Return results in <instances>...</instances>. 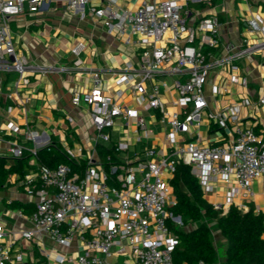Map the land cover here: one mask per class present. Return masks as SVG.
Returning a JSON list of instances; mask_svg holds the SVG:
<instances>
[{
    "label": "built area",
    "instance_id": "built-area-1",
    "mask_svg": "<svg viewBox=\"0 0 264 264\" xmlns=\"http://www.w3.org/2000/svg\"><path fill=\"white\" fill-rule=\"evenodd\" d=\"M53 2L79 10L82 16L87 8L106 26L115 24L122 31L127 17L143 49L136 65L128 62L122 68L114 92H106L101 73L93 71L92 88L73 95L72 104L87 106L93 123L89 148L79 145L75 150L63 142L72 136L70 128L57 143L25 128L24 138L33 144L22 143L16 136L22 128L11 116L12 106L8 115L0 112V138L8 153L21 158L29 152L36 165L23 178L34 209L32 228L23 229L22 238L34 240L46 234L54 242L49 248L37 242L46 264H174L179 236L172 224L183 226L181 216L170 209L177 202L170 180L178 163L190 167L205 194L217 193L218 184H225L224 200L213 202L223 214L232 205L247 211L256 194L253 182L264 183V84L256 101L243 96L218 110L210 108L206 94L215 69L230 72L234 82L237 61L264 48V23L260 16L248 19L249 31L257 39L238 45L223 41L216 14L190 22L192 4L212 6L213 0L143 2L134 12L123 14L114 9V0H0V98L17 96L24 105L28 98H22L20 91L29 82L26 72L47 71L16 46L11 19L27 11L40 12ZM84 46L77 42L72 48L78 68ZM11 73L16 77L9 81ZM164 75L172 77L170 86L177 91L170 102L163 94L169 87ZM242 85L248 86L245 75ZM212 90L217 98L231 93L226 85H213ZM128 97L136 103L130 104ZM245 107L250 108L246 115ZM66 120L75 121L68 113ZM204 120L228 131L229 139L203 143L186 138L197 133ZM155 124L158 128L151 127ZM159 133L161 146L149 141L151 134ZM133 142L144 144L143 150L131 151ZM46 147H60L75 167L42 163L38 153ZM15 245L16 238L7 237L0 221V264L23 262Z\"/></svg>",
    "mask_w": 264,
    "mask_h": 264
},
{
    "label": "crops",
    "instance_id": "crops-1",
    "mask_svg": "<svg viewBox=\"0 0 264 264\" xmlns=\"http://www.w3.org/2000/svg\"><path fill=\"white\" fill-rule=\"evenodd\" d=\"M157 0H114V9L120 13L134 12L143 3H152ZM216 14L221 21V37L224 42L231 41L241 45L254 42L257 36L249 31L247 20L254 15L260 16L264 23V0H213L212 6L203 4L191 5L190 22H195L201 16ZM124 30H120L115 24L106 26L103 18L91 15L85 9V15L81 11H75L62 2H53L45 6L40 12H25L11 19V27L16 46L25 53L35 64L43 66L47 71L30 70L26 72L29 82L22 84L20 96L28 98L22 105L20 99L14 96L7 99L0 98V112L8 115L7 108L12 106L11 116L22 128V132L16 135L22 143L32 145V141L24 138L25 128H30L43 133L52 142H59L65 137V132L70 128L68 141H63L71 148L77 150L79 145L91 147V137L94 135V127L87 106H74L72 97L75 93H83L93 86L92 72L101 73L102 82L107 88L106 92H114L117 88L116 79L122 68L128 63L137 64L143 46L139 41V35L131 31L129 19L124 18ZM77 42L84 43L81 53L82 65L80 68L74 65L75 56L72 48ZM221 53L220 48L215 54ZM239 69L235 70L236 80L231 82V73L225 70L215 69L209 77L206 86L207 99L210 108L220 109L228 103L235 102L243 96H249L256 101L258 93L264 84V48L256 54L249 55L237 61ZM67 67V68H65ZM247 76L248 86L242 85L243 77ZM16 74L8 75L12 80ZM163 79L169 84L163 88L166 102L177 97V91L171 87L172 77L164 75ZM213 85H226L231 88V93L217 97L213 95ZM123 87V86H122ZM129 103L136 102L129 98ZM250 108H243V114L249 113ZM208 109L204 111L207 113ZM74 116V123L69 124L66 114ZM151 127H157L158 124ZM15 136V137H16ZM11 136L10 138H13ZM162 133L151 134L150 142L161 146ZM186 138L198 140L203 143L224 142L229 139L226 130L211 125L204 120L197 133H190ZM184 140V139H183ZM62 141V140H61ZM62 142V143H63ZM131 151H141L144 144L133 142ZM0 156L13 160L7 151V143L0 138ZM32 158L28 160V173L36 169ZM25 173V174H26ZM19 173H13L7 184L0 189V221L4 223L7 237H15L16 250L23 255V262L15 264H46L39 252L38 241H42L46 247L54 245V242L46 235H37L34 240L22 238L21 231L32 228L30 215L32 209H27L23 203L33 202L26 192V186ZM217 193H206L205 197L212 201L224 200L225 184L219 183ZM255 196L254 203L264 213V183L262 179L253 182ZM23 205H14V202ZM34 208V207H33ZM16 251V253H17ZM116 258H113L115 260Z\"/></svg>",
    "mask_w": 264,
    "mask_h": 264
},
{
    "label": "trees",
    "instance_id": "trees-1",
    "mask_svg": "<svg viewBox=\"0 0 264 264\" xmlns=\"http://www.w3.org/2000/svg\"><path fill=\"white\" fill-rule=\"evenodd\" d=\"M38 157L42 163L51 167L60 163L75 167V163L60 147L42 148ZM29 158V152L13 160L0 156V189L7 184L13 173H19L22 177L25 175L29 168ZM170 185L177 201L170 209L183 220L182 227L172 224L179 236V243L173 251L174 264L218 263L210 222L215 223L226 239V254L222 264H264V213L257 210L254 202H249L247 211L232 205L223 214L205 197L203 186L191 173L190 167L183 162L178 163ZM23 204L33 211L32 203ZM23 204L14 202L17 206Z\"/></svg>",
    "mask_w": 264,
    "mask_h": 264
},
{
    "label": "rangeland",
    "instance_id": "rangeland-1",
    "mask_svg": "<svg viewBox=\"0 0 264 264\" xmlns=\"http://www.w3.org/2000/svg\"><path fill=\"white\" fill-rule=\"evenodd\" d=\"M210 226L213 231V239L217 247V255L219 261L217 264H222L225 259V248H226V239L222 236L220 230L216 227L214 222H210Z\"/></svg>",
    "mask_w": 264,
    "mask_h": 264
}]
</instances>
